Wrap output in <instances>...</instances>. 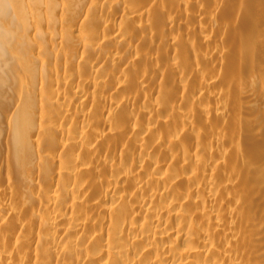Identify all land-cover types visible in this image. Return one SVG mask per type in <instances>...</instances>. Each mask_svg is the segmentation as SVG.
I'll list each match as a JSON object with an SVG mask.
<instances>
[{"label":"bare ground","instance_id":"bare-ground-1","mask_svg":"<svg viewBox=\"0 0 264 264\" xmlns=\"http://www.w3.org/2000/svg\"><path fill=\"white\" fill-rule=\"evenodd\" d=\"M0 264H264V0H0Z\"/></svg>","mask_w":264,"mask_h":264}]
</instances>
